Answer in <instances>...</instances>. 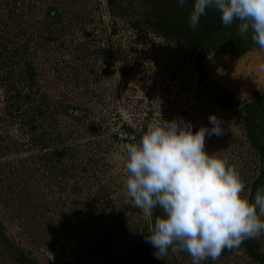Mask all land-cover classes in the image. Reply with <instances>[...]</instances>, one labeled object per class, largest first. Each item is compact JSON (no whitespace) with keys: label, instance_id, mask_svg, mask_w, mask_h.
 Listing matches in <instances>:
<instances>
[{"label":"rangeland","instance_id":"obj_1","mask_svg":"<svg viewBox=\"0 0 264 264\" xmlns=\"http://www.w3.org/2000/svg\"><path fill=\"white\" fill-rule=\"evenodd\" d=\"M193 4L0 0V264H103L137 249L164 213L133 206L126 150L153 122L196 131L215 114L222 134L206 150L250 198L262 137L243 101L264 92V52L209 55L204 85ZM253 240L264 255V237ZM223 251L215 264H259L244 242ZM166 260L193 264L186 251Z\"/></svg>","mask_w":264,"mask_h":264},{"label":"clouds","instance_id":"obj_2","mask_svg":"<svg viewBox=\"0 0 264 264\" xmlns=\"http://www.w3.org/2000/svg\"><path fill=\"white\" fill-rule=\"evenodd\" d=\"M183 6L187 0H177ZM209 8L222 23L239 22L241 36L264 51V0H194L189 24L195 29ZM213 114L208 125L194 131L190 122H153L141 139L127 146L125 181L133 206L155 217L145 241L157 260L186 251L193 264L219 258L225 247L238 248L247 239L264 237V187L254 201L243 195L245 185L234 166L206 150V138L222 134Z\"/></svg>","mask_w":264,"mask_h":264},{"label":"trees","instance_id":"obj_3","mask_svg":"<svg viewBox=\"0 0 264 264\" xmlns=\"http://www.w3.org/2000/svg\"><path fill=\"white\" fill-rule=\"evenodd\" d=\"M238 24L239 22L237 21L231 26H225L222 23L219 11L214 8H209L206 11V14L200 19L198 28L201 30V41L197 46L199 62L198 69L201 74V81L207 87H211V85L206 82L207 70L205 60L209 55H212L213 53L244 55L248 52L260 51L258 46L251 39V32L244 36L240 35L238 31ZM27 66L29 68H33L30 63ZM28 77L33 80L34 75H29ZM227 95L230 99L236 102V105L242 106L233 91L229 90ZM243 108L246 113L251 116V119H254V128H258V132L262 137V144H258V149L261 154L260 172L257 179H255L253 183L250 195V199L254 201L256 191L264 187V92L259 94L256 98L245 102ZM57 155L61 157L63 156L62 153H58ZM156 216H159L158 212H156ZM0 241L6 242V237L1 230ZM244 243L248 245L249 250H251L253 253L252 255L256 258L258 263L264 264V255L257 251V248L254 245V240L247 239ZM154 251L155 250L148 243H146L144 239L141 245L137 249L131 251L126 258L120 260L108 258L103 264H166L167 256L164 257L163 260H157L153 255ZM170 251L171 249H169V252Z\"/></svg>","mask_w":264,"mask_h":264},{"label":"flooded vegetation","instance_id":"obj_4","mask_svg":"<svg viewBox=\"0 0 264 264\" xmlns=\"http://www.w3.org/2000/svg\"><path fill=\"white\" fill-rule=\"evenodd\" d=\"M199 71V70H198ZM200 73V72H199ZM198 73V74H199ZM208 76V75H207ZM215 85V84H214ZM215 92H217L218 94H222L224 97H226L227 99H229V100H232V99H230V97L227 95V92L229 91V90H227V89H225V88H221V87H218V86H213V88H212ZM233 101V100H232ZM247 101H250L249 99H246L245 100V102H247ZM236 103V102H235Z\"/></svg>","mask_w":264,"mask_h":264},{"label":"water","instance_id":"obj_5","mask_svg":"<svg viewBox=\"0 0 264 264\" xmlns=\"http://www.w3.org/2000/svg\"><path fill=\"white\" fill-rule=\"evenodd\" d=\"M261 51V50H260ZM254 52H258V51H254ZM254 52H252V53H254ZM262 52H264V51H262ZM250 53V52H249ZM213 54H218V53H213ZM247 54V53H246ZM228 56H229V54H228ZM206 65V64H205ZM231 91V90H230ZM235 93V92H234Z\"/></svg>","mask_w":264,"mask_h":264},{"label":"built area","instance_id":"obj_6","mask_svg":"<svg viewBox=\"0 0 264 264\" xmlns=\"http://www.w3.org/2000/svg\"><path fill=\"white\" fill-rule=\"evenodd\" d=\"M260 170V169H259ZM259 174V173H258Z\"/></svg>","mask_w":264,"mask_h":264}]
</instances>
